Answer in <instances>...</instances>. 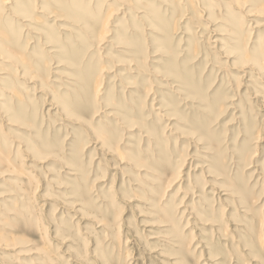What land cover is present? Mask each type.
<instances>
[{
    "label": "rangeland",
    "instance_id": "obj_1",
    "mask_svg": "<svg viewBox=\"0 0 264 264\" xmlns=\"http://www.w3.org/2000/svg\"><path fill=\"white\" fill-rule=\"evenodd\" d=\"M6 1L46 81L0 80V264H264V0Z\"/></svg>",
    "mask_w": 264,
    "mask_h": 264
},
{
    "label": "bare ground",
    "instance_id": "obj_2",
    "mask_svg": "<svg viewBox=\"0 0 264 264\" xmlns=\"http://www.w3.org/2000/svg\"><path fill=\"white\" fill-rule=\"evenodd\" d=\"M7 1H9V0H7ZM112 1L121 2L125 6L128 5V3L126 2V0H112ZM184 1H185V3H189L195 9H197V6L196 5H197V3H199L198 0H184ZM217 1H219V0H217ZM227 1L234 8L239 9V10H243V12H244L243 14H247L250 11V10H247V8H246L245 2H244L245 0L244 1H241V0H227ZM59 3L66 4V6H68V8L71 6V8L72 9H75V10L83 8L81 5L78 4V1L77 0H70V1L69 0H66V3L65 2H62V1L59 2ZM5 4H7V3H5ZM8 4H10V3H8ZM139 14H140V12H139ZM52 16H54L57 20H60V18H58V16H56L55 13H52V15H50L49 17H52ZM67 17H69V16H67ZM75 17L76 18H79L80 20L83 21L84 27L86 26L85 28H87V26H89L87 30H90V27L93 24V21L96 20L92 15H89L88 13L87 14H80V15L79 14H76ZM69 18H72V17H69ZM211 18H213V16H211ZM3 23L4 22H2V20L0 19V61H1L0 62V66L4 67V68H1L0 67V72H2V73H0V76L5 74V75H8V77L11 78L12 75L10 73H8V72L6 73L5 71H3V69L6 70V71L8 69H10V70L13 69V71L11 70L12 73L15 74V75H18L19 76V79H22V80H24L26 82H29V83H31V82H33L34 80L37 79L38 85H40V87L43 88L45 86L44 82L46 81V78H45V75H44V73L42 71H44L45 68L38 75H34L32 73V69L35 67L34 62L31 60V58L27 57L25 55V53H23L21 51H17V50L16 51L15 50H12L11 45L13 44V42H12L13 39H12L11 33L8 32V29L3 26V25H5ZM241 25H243V24L240 23L239 26H241ZM74 26H76V25H74ZM99 26L100 27H99V29L97 30V33H96V37H99L100 38L99 39L100 41L98 43V46H100L99 44H101V42L103 40H105V37L107 36L106 34H107V31H108V21L103 20V21L99 22ZM79 27H80V30L81 29L83 30V28H84V27H81V26H79ZM61 29L68 30L69 28H67V27H60V30ZM84 32H86V31H84ZM229 36L230 35H226V38L225 39L227 40L228 39L227 37H229ZM214 42H219V39H215ZM245 59L246 60H252L254 62V64H259L262 67L264 66L263 65V61L260 58L253 59L252 56H250V55L248 56L247 54H245ZM104 71H105V69H103L101 67V68H99L98 71H93V72L85 71V74L80 73L81 78L84 79L88 84H90L94 88V92H93V90L90 93L86 92L84 96L82 95L80 97H79V95H80L79 89L81 87L80 86L81 84H80L79 80H77V79H69V80H71L70 81L71 83H68V84H70L73 87V90H74L73 92H74L75 95H77L79 101H86V99L87 100H92V95L94 93L95 94H99V92L101 90L100 88H102L101 86H102V83H103V78H104L103 77V74H104ZM59 75H60V73H59ZM4 76L0 77V80H2V81L3 80H6V76L5 77ZM56 82H58V81H56ZM2 90H4L5 92H7L12 99L18 98L17 100L22 103L21 100L23 98V94H22L21 90L19 91V90H15V89H12V88L9 89V88H4V87L2 88ZM40 91H41V89H40ZM175 93L178 94V95H180V94H183L184 93V90H182V88L179 87L177 90H175ZM0 100H2V99L0 98ZM55 103L57 104V106H58L57 109L60 112L61 111L62 112H65L67 110V108H71L72 107V105L69 104L68 102H66L64 99H61V103L58 100H56ZM66 113H68V111ZM67 115H69V114H67ZM105 136H107V133L105 134ZM96 138L99 141L101 139L103 140L102 141V146L104 148L107 147V154H110L111 148H113V147L110 148V146L106 143V141L100 135H97ZM8 171L16 172L17 169H10V168H8ZM221 187H224V186H221ZM228 191H230V190H228ZM230 193L231 194H228V195L237 194V198L240 200V197H239L238 193H236L234 191H231Z\"/></svg>",
    "mask_w": 264,
    "mask_h": 264
}]
</instances>
